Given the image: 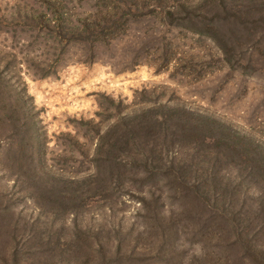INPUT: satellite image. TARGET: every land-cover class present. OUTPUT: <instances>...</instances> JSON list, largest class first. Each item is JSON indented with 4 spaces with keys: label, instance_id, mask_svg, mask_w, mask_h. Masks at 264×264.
Listing matches in <instances>:
<instances>
[{
    "label": "rangeland",
    "instance_id": "rangeland-1",
    "mask_svg": "<svg viewBox=\"0 0 264 264\" xmlns=\"http://www.w3.org/2000/svg\"><path fill=\"white\" fill-rule=\"evenodd\" d=\"M199 1L0 0V264H264L262 152L250 172L228 163L217 185L254 206L237 246L201 228L151 160L126 169L147 173L120 164L154 143L175 150L153 133L172 113L264 148V59L249 61L241 37L226 62L186 29L188 13L160 10ZM226 1L264 10V0Z\"/></svg>",
    "mask_w": 264,
    "mask_h": 264
},
{
    "label": "trees",
    "instance_id": "trees-1",
    "mask_svg": "<svg viewBox=\"0 0 264 264\" xmlns=\"http://www.w3.org/2000/svg\"><path fill=\"white\" fill-rule=\"evenodd\" d=\"M227 4L226 0H200L191 6L178 3L161 7L160 10L167 18L173 17L181 10L188 13L186 20H182L187 23L186 29L211 39L220 49L226 62L231 61L230 51H234L235 45L244 37L251 50L248 60L258 64L259 60L264 59V53H260L264 50V10L251 13L246 6L227 7ZM240 56L233 61L237 62ZM165 121L170 123V128H164L167 123H159L158 119H154L153 133L161 134L163 138H167L165 135H171L168 136V141L175 143V146L178 143L176 149L167 151L164 145L157 149L154 143L148 150V156L130 152L120 161L125 168L124 173H147L150 167L144 165L140 169L134 165L136 171L130 172L126 169L133 166L134 160H139L134 163L137 165L139 162H146L147 159L149 162L151 160L150 164L157 170L155 174L164 177L165 187L169 186V190L174 191L175 196L188 198V206L194 205V212L198 213L197 220L201 228L213 226L214 229H220L218 240L221 242L227 240L230 246L247 242L249 226L252 223L251 208L254 206L249 209L245 202L239 200L237 191L218 190L217 185L223 182V170L228 163H234L236 169L242 167L250 172L252 167L249 163L257 162L255 153L262 152L264 155L263 146L239 136L230 127L212 118L199 116L190 122L187 118L172 113ZM186 138H189L187 149L182 148L186 145ZM135 153H138V156ZM99 168L96 166L93 170L94 173L91 175L93 182H96L98 175L101 174ZM196 172L199 173L197 179L192 177ZM165 177H168L167 180ZM255 205L257 207L255 210H258L260 203ZM256 228L257 231L261 229L262 235L264 225L258 224Z\"/></svg>",
    "mask_w": 264,
    "mask_h": 264
}]
</instances>
